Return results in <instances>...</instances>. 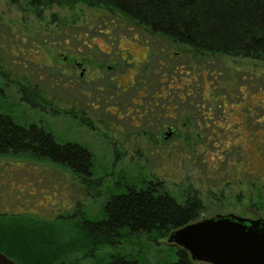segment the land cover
Segmentation results:
<instances>
[{
  "label": "rangeland",
  "instance_id": "rangeland-1",
  "mask_svg": "<svg viewBox=\"0 0 264 264\" xmlns=\"http://www.w3.org/2000/svg\"><path fill=\"white\" fill-rule=\"evenodd\" d=\"M30 1L0 0V112L19 124L45 125L59 142L88 148L89 178L100 183L89 185L69 167L30 153L0 155V215L29 223L55 221L68 233L77 226L73 222L99 220L110 195L141 180L158 183L179 201L192 185L201 191L204 217L264 215L262 61L222 54L191 60L189 46L151 39L119 12L84 3L34 8ZM160 88L174 97L181 94L184 107L198 108L201 123L211 99L212 120L224 134L213 146L212 172L204 140L195 145L173 134L166 140L158 130L177 121L173 111L157 119L135 104L147 102ZM139 91L146 96L139 97ZM249 162L251 173H245ZM177 249L168 239L141 234L118 239L97 250L96 259L80 262L107 264L112 253L132 252L169 264L177 260Z\"/></svg>",
  "mask_w": 264,
  "mask_h": 264
},
{
  "label": "trees",
  "instance_id": "trees-1",
  "mask_svg": "<svg viewBox=\"0 0 264 264\" xmlns=\"http://www.w3.org/2000/svg\"><path fill=\"white\" fill-rule=\"evenodd\" d=\"M79 3L119 12L151 39L163 37L184 44L197 56L222 54L264 63V0L30 1L34 8L53 4L73 8ZM22 153L67 166L81 178L86 177L89 185L100 183V179L89 178L93 160L88 148L59 142L45 125L19 124L11 115L0 112V155ZM125 186L127 192L108 197L99 220L85 217L83 222H73L77 226L72 225L68 233L55 221L29 223L18 216L0 215V251L19 264H81L82 259L97 257V250L118 239L141 234L155 241L168 239L175 229L203 217L205 206L199 194L193 193L181 202L154 181L141 180ZM261 208L264 209V193ZM177 254V260L169 264H210L194 261L179 246ZM107 264L158 263L132 252H118Z\"/></svg>",
  "mask_w": 264,
  "mask_h": 264
},
{
  "label": "water",
  "instance_id": "water-1",
  "mask_svg": "<svg viewBox=\"0 0 264 264\" xmlns=\"http://www.w3.org/2000/svg\"><path fill=\"white\" fill-rule=\"evenodd\" d=\"M172 132L168 133L171 136ZM171 244L184 248L197 262L264 264V218L234 213L202 217L172 231ZM0 264H18L0 251Z\"/></svg>",
  "mask_w": 264,
  "mask_h": 264
},
{
  "label": "flooded vegetation",
  "instance_id": "flooded-vegetation-1",
  "mask_svg": "<svg viewBox=\"0 0 264 264\" xmlns=\"http://www.w3.org/2000/svg\"><path fill=\"white\" fill-rule=\"evenodd\" d=\"M188 47V46H187ZM190 48V47H188ZM188 55H190L189 57H192L191 60L193 58H195L197 55L196 53H194L192 51V49L190 48L189 53H187ZM199 56V55H198ZM192 62V61H191ZM190 62V64H191ZM111 68V66H110ZM154 73L158 74V72L155 70ZM81 75L83 76V72L81 73ZM163 77H160V81L162 82ZM189 85V84H187ZM148 87H145V90ZM145 90H142L145 92ZM141 91L138 92L139 97H145L146 94H141ZM148 93V92H147ZM186 96H190V95H194L195 93H192V91H186ZM151 99L148 100L147 102L143 103V102H135V104L139 105V106H144V110L143 113L144 114H149L151 117L152 115H155V117L157 119H160L162 117V115H164L165 112L167 111H173L175 113L174 118H177V121L173 124L171 123H163L161 125V127L158 126V130H160L161 134H164V139L168 140L169 137L168 133L172 132L173 137H177V139L179 138L180 141H192L195 140L197 141L195 143V145L197 143H199L200 140H204L205 142L202 143L201 145H205L206 149L208 152H210L209 154H207V168H209L208 170L210 172H212L213 170V146L215 144L216 140L222 141L224 134L223 132H219V130L222 131L221 127H217L215 125V121H213V112H214V106H212L210 100L211 99H206V101L208 102V105L205 109V111L202 113L206 116V120L201 123L199 122V113L198 112V108H187L183 106L184 103V97L181 94H176V96L174 97L172 93L170 92H164L162 88L158 89V90H153L151 91ZM204 97V96H203ZM187 103V102H186ZM189 105H191L193 107L194 103L193 101L189 102ZM201 114V113H200ZM171 116V115H170ZM154 117V116H153ZM220 123V122H218ZM221 124V123H220ZM162 130H164V132H162ZM168 130V131H167ZM255 134H257V132L253 131V136L250 137L249 135L247 137L250 138H254ZM243 135V132H242ZM70 142V141H68ZM251 163L249 162L247 165V168L244 170L245 173H251L249 168L251 167ZM254 168V177L257 179H260V171L257 170L256 167ZM209 172V173H210ZM148 182H150V180H148ZM164 188V187H162ZM259 191V189H258ZM199 194L201 196V191L196 189L195 187H193L192 185H188L185 189H184V197L181 200L182 201H186L188 199V197H190V195L192 194ZM202 197V196H201ZM258 199L260 200V196L258 195ZM203 200V198H202ZM257 203V201H255ZM204 203V201H203ZM205 206V204H204ZM218 214V213H216ZM216 214H212V215H216ZM211 215V216H212ZM85 220V218L81 219V221L83 222ZM118 253H112L109 256V259H112L114 256H116ZM97 257L95 256L93 259H96Z\"/></svg>",
  "mask_w": 264,
  "mask_h": 264
}]
</instances>
